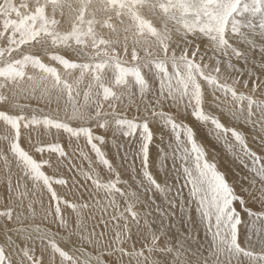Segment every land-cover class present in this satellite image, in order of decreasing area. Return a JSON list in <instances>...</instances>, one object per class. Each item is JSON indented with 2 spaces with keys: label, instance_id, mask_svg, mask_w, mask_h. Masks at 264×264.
<instances>
[{
  "label": "snow or ice",
  "instance_id": "1",
  "mask_svg": "<svg viewBox=\"0 0 264 264\" xmlns=\"http://www.w3.org/2000/svg\"><path fill=\"white\" fill-rule=\"evenodd\" d=\"M0 125V264H264V0H0Z\"/></svg>",
  "mask_w": 264,
  "mask_h": 264
},
{
  "label": "rangeland",
  "instance_id": "2",
  "mask_svg": "<svg viewBox=\"0 0 264 264\" xmlns=\"http://www.w3.org/2000/svg\"><path fill=\"white\" fill-rule=\"evenodd\" d=\"M255 58H259L258 56H256ZM257 71L259 72V70L257 69ZM33 106H35V102L33 101ZM3 126L0 125V128H2ZM248 130L245 129V132H247ZM48 138L47 137H43L42 140L43 141H46ZM207 144H211V141L210 140H206L205 141ZM22 146H24L26 148V150H30V146L27 144V143H24L23 140H22ZM213 148H215V151L217 153H219V156H218V163H219V166L221 168V170L223 171H226L228 173V179L229 181H233V180H236L238 179V177H236L235 173L236 172H239L241 175L244 174V169L241 165H239L238 163L234 162L229 156H227L226 154H224L223 150L220 149L219 147H216L215 145H212ZM106 151H108V149H105ZM255 150V149H254ZM258 151V150H257ZM33 155L36 159H40V155L37 154V153H34L33 152ZM93 157H94V153L91 154ZM109 157L110 158H113V152L112 151H109ZM53 158H55V154H53ZM211 155H210V159H211ZM116 162H119L118 159L116 160ZM87 166V162H85V167ZM13 172L16 174L14 175L13 179L15 180L16 176L19 175L18 171L14 168L13 169ZM126 178V176L124 177ZM3 189H4V185L3 184H0V195H3ZM183 192L184 194H187L188 192V188H183ZM44 200L47 201V196L44 197ZM3 207H4V203L3 201H0V210H3ZM58 242L60 243V245L62 247L65 248V250H68V251H72V249H70V247L65 244V243H62L61 240L58 239ZM57 259H59V257L57 256ZM45 260H47V256H45Z\"/></svg>",
  "mask_w": 264,
  "mask_h": 264
},
{
  "label": "bare ground",
  "instance_id": "3",
  "mask_svg": "<svg viewBox=\"0 0 264 264\" xmlns=\"http://www.w3.org/2000/svg\"><path fill=\"white\" fill-rule=\"evenodd\" d=\"M62 243H64V242L62 241Z\"/></svg>",
  "mask_w": 264,
  "mask_h": 264
}]
</instances>
